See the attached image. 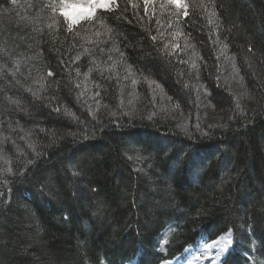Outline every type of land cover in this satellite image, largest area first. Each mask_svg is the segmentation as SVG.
<instances>
[{"label": "trees", "instance_id": "16d2710c", "mask_svg": "<svg viewBox=\"0 0 264 264\" xmlns=\"http://www.w3.org/2000/svg\"><path fill=\"white\" fill-rule=\"evenodd\" d=\"M181 2L0 0V264H264V0Z\"/></svg>", "mask_w": 264, "mask_h": 264}, {"label": "rangeland", "instance_id": "374dc122", "mask_svg": "<svg viewBox=\"0 0 264 264\" xmlns=\"http://www.w3.org/2000/svg\"><path fill=\"white\" fill-rule=\"evenodd\" d=\"M61 6L59 9V15L61 11L67 12L68 13V18L66 19L65 16L60 15L66 22L69 24L71 18L73 17H84L83 19H79L78 22H81L83 20H89L87 17L89 15L88 13V8L92 4L93 0H61ZM117 0H114V3H106L105 7H99L97 6L95 11L97 10H109L112 5L115 4ZM180 2V7H184L183 3L181 0ZM93 13V14H94ZM93 14L91 18L93 17ZM77 24V23H75ZM73 24V25H75ZM230 87L234 89L236 92H239V85L237 83V80L235 78H231L230 80ZM240 93V92H239ZM238 95V96H237ZM236 95V100L240 105L242 106H248L252 103V99L243 93ZM137 96H133L131 98V103H132V109L135 111L138 108H141L139 106L140 101L138 100ZM161 100V99H160ZM165 101L161 100V104L165 106ZM166 109H169L165 107ZM218 243L214 247H209V244H212V242L208 243L204 239H200L199 243L192 247L186 249L183 254L179 257L177 260L178 263L175 264H220L221 259L223 258V253L218 256V252L221 250H230L232 247V240L231 236L229 234L223 235L222 237L216 239ZM230 241V242H229ZM171 264V263H167Z\"/></svg>", "mask_w": 264, "mask_h": 264}, {"label": "snow or ice", "instance_id": "6c2138e0", "mask_svg": "<svg viewBox=\"0 0 264 264\" xmlns=\"http://www.w3.org/2000/svg\"><path fill=\"white\" fill-rule=\"evenodd\" d=\"M14 2V0H13ZM147 2V0H146ZM106 3H114V0H93L92 4L89 6L88 8V19H91L92 14L94 13V10L96 9L97 6L99 7H105ZM168 3L171 5L176 6L177 8L180 7V2L179 0H168ZM51 7V5H49ZM60 15L65 16L66 19L68 18V13L61 11ZM84 17H73L71 18L68 27L69 29L72 28L73 24L78 23L79 19H83ZM153 39H155V37H153ZM49 75H52V73L50 72ZM230 242V241H229ZM218 243V241H216L215 239L212 241V244H209V247H214L216 244ZM221 252L223 253V260L221 262V264H230L229 261V257L232 255V251L231 250H221L220 252H218V256L221 254Z\"/></svg>", "mask_w": 264, "mask_h": 264}, {"label": "bare ground", "instance_id": "6f19581e", "mask_svg": "<svg viewBox=\"0 0 264 264\" xmlns=\"http://www.w3.org/2000/svg\"><path fill=\"white\" fill-rule=\"evenodd\" d=\"M173 262H176V261H173ZM173 262H171V264H175V263H173Z\"/></svg>", "mask_w": 264, "mask_h": 264}]
</instances>
